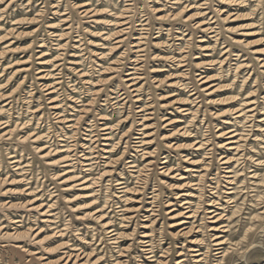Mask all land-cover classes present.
<instances>
[{"label": "rangeland", "instance_id": "rangeland-1", "mask_svg": "<svg viewBox=\"0 0 264 264\" xmlns=\"http://www.w3.org/2000/svg\"><path fill=\"white\" fill-rule=\"evenodd\" d=\"M0 264H264V0L0 3Z\"/></svg>", "mask_w": 264, "mask_h": 264}, {"label": "snow or ice", "instance_id": "snow-or-ice-1", "mask_svg": "<svg viewBox=\"0 0 264 264\" xmlns=\"http://www.w3.org/2000/svg\"><path fill=\"white\" fill-rule=\"evenodd\" d=\"M4 2V0H0V3H3Z\"/></svg>", "mask_w": 264, "mask_h": 264}]
</instances>
